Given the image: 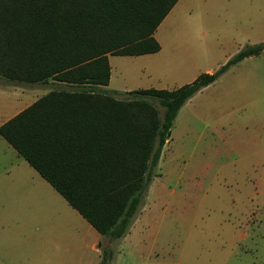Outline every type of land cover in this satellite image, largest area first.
<instances>
[{"label":"rangeland","instance_id":"374dc122","mask_svg":"<svg viewBox=\"0 0 264 264\" xmlns=\"http://www.w3.org/2000/svg\"><path fill=\"white\" fill-rule=\"evenodd\" d=\"M154 37L161 45L155 62L108 57L107 90L115 97L179 88L215 72L244 48L264 44V0H179ZM53 83L0 77V109L22 106L11 100L14 87L39 98L57 88ZM148 101L161 117L162 107ZM170 131L130 233L103 238L100 253L111 249V264H242L237 261L251 259L264 264V51L241 60L190 98ZM7 161L0 169V197H59L23 160L18 166L14 158ZM67 209L74 215L67 219L76 226L79 216ZM63 234L68 242L77 235L75 229ZM74 264L87 263L84 258Z\"/></svg>","mask_w":264,"mask_h":264},{"label":"trees","instance_id":"16d2710c","mask_svg":"<svg viewBox=\"0 0 264 264\" xmlns=\"http://www.w3.org/2000/svg\"><path fill=\"white\" fill-rule=\"evenodd\" d=\"M178 0H0V77L49 90L0 136L104 238L124 237L183 105L264 44L173 90H107L108 56L153 54ZM53 83V84H54ZM156 100L162 116L148 100ZM101 249L98 264H111Z\"/></svg>","mask_w":264,"mask_h":264},{"label":"crops","instance_id":"0c3cea01","mask_svg":"<svg viewBox=\"0 0 264 264\" xmlns=\"http://www.w3.org/2000/svg\"><path fill=\"white\" fill-rule=\"evenodd\" d=\"M155 40L159 44L158 40ZM159 46L161 49V45ZM157 53L158 52L133 57L150 58L155 62L156 59L154 56ZM13 89L17 91L11 96L13 104L21 101L22 106H18L14 110H11L14 107L13 105L2 107L0 109V115L2 117L0 126L46 94H41L39 98H33V94L28 95V93L22 91L18 92L16 87ZM0 91L2 90L0 89ZM11 111H13L12 114L4 119L3 115ZM9 158L18 160L15 166L20 165L19 159L23 160L32 174L36 176V178H40L42 180L41 182H43L45 186H48V188L59 197H30L24 194L20 197H0V264H74L76 262L81 263L84 258L87 264H98L101 254L99 245L102 244L104 237L99 235L78 211L72 208L67 201L0 136V169L5 168V165L8 164L7 159ZM12 185L15 187L20 186L18 183H13ZM67 208H71V210L79 216L80 219L75 217L76 226L67 219L68 215H73L72 212L69 213L70 211H68ZM74 229L77 235L74 236V234H72V237L75 238V241H65V236L61 234L64 233L63 235H65L68 230L74 231ZM237 262L242 264H246L247 262H249L247 264H256L257 261L251 259L249 261L240 260Z\"/></svg>","mask_w":264,"mask_h":264},{"label":"water","instance_id":"95a60500","mask_svg":"<svg viewBox=\"0 0 264 264\" xmlns=\"http://www.w3.org/2000/svg\"><path fill=\"white\" fill-rule=\"evenodd\" d=\"M100 246V245H99Z\"/></svg>","mask_w":264,"mask_h":264}]
</instances>
